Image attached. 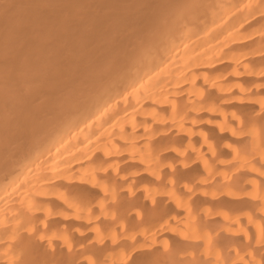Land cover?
Wrapping results in <instances>:
<instances>
[{
	"label": "bare ground",
	"instance_id": "obj_1",
	"mask_svg": "<svg viewBox=\"0 0 264 264\" xmlns=\"http://www.w3.org/2000/svg\"><path fill=\"white\" fill-rule=\"evenodd\" d=\"M0 264H264V0H0Z\"/></svg>",
	"mask_w": 264,
	"mask_h": 264
}]
</instances>
